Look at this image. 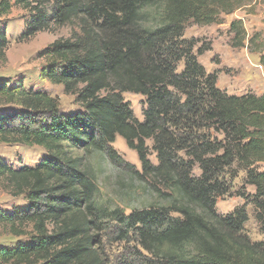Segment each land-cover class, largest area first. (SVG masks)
I'll return each instance as SVG.
<instances>
[{
  "label": "trees",
  "instance_id": "1",
  "mask_svg": "<svg viewBox=\"0 0 264 264\" xmlns=\"http://www.w3.org/2000/svg\"><path fill=\"white\" fill-rule=\"evenodd\" d=\"M12 5L28 12L22 39L52 25L78 29L40 54L46 59L42 78L61 85L80 107L62 111L56 96L0 78V106L9 107L0 110V142L46 152L33 166L13 168L0 160V178L26 203L11 212L0 208V227L27 236L0 247V263L108 264L100 249L107 219L118 239L133 234L153 264H264V240L243 233L244 207L227 215L215 210L216 198L228 193L226 174L243 170L264 227V169L255 167L264 163V94L220 90L217 75L193 53L195 40L183 38L188 20L209 25L222 14L264 7V0H0V17ZM230 31L234 45L243 46L241 21H231ZM7 43L1 28L0 58ZM257 51L264 67L262 43ZM125 92L145 97L142 121ZM117 136L173 195L163 193L162 201L128 214L98 203L94 177L73 152L104 153L121 163L111 147ZM147 139L156 166L147 158ZM196 165L199 176L192 175Z\"/></svg>",
  "mask_w": 264,
  "mask_h": 264
},
{
  "label": "rangeland",
  "instance_id": "2",
  "mask_svg": "<svg viewBox=\"0 0 264 264\" xmlns=\"http://www.w3.org/2000/svg\"><path fill=\"white\" fill-rule=\"evenodd\" d=\"M248 11V8H244L232 14H222L216 22L209 25H196L191 20L185 24L183 38L195 40L193 53L197 61L204 66L206 72L217 75L216 86L228 94H264V67L259 62L261 53L257 51L261 43L264 46V7L258 5L253 12ZM27 18L28 12L17 5H12L10 11L0 17V29H5L8 41L4 57L0 58V78L11 83L21 79L27 88L46 91L56 96L62 111H76L80 105L74 95L65 93L61 85L42 78L41 69L46 65V59L40 53L56 39L68 38L78 29L72 25H52L48 30L22 39ZM233 20H240L245 29L246 39L243 46L234 45V32L230 31V22ZM254 34L255 42H248ZM200 45H203V52L198 54L197 48ZM182 68L183 61L177 64V71ZM123 97L137 119L142 121L146 108L145 97L131 92L123 93ZM8 108L0 106L3 111ZM145 144L148 147V160L152 165H158L156 153L152 150V140H145ZM111 147L120 157L121 163L109 160L104 153L82 150L73 152V155L80 157L81 167L93 175L99 204L109 209L119 207L128 214L133 209L145 208L152 202L162 201L163 193L174 194L160 178L148 176L143 171L136 151L130 149L123 138L117 136ZM45 155L46 152L39 146L0 142V160L13 168L33 166ZM235 165L236 163L233 166ZM255 167L263 170L264 163H257ZM200 172L197 165L193 167L192 175L199 176ZM244 177L243 170L235 177L226 174L228 193L216 198L215 210L220 215H227L235 208L244 207L248 219L244 223L243 233L251 241H261L264 240V227L257 220L255 208L251 203L254 187L244 183ZM154 188L161 192V196ZM25 204L22 196L10 194L0 178V208L11 212ZM113 225L112 221H103L100 249L108 264H153L152 258L141 249L133 234L129 232L126 238L118 239ZM19 241L26 242L27 236L16 237L11 235L7 228L0 227V247H12Z\"/></svg>",
  "mask_w": 264,
  "mask_h": 264
}]
</instances>
